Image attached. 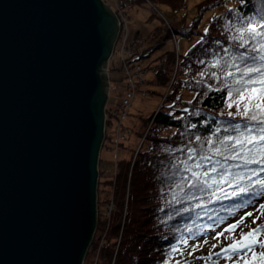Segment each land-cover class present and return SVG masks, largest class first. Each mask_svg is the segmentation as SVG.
<instances>
[{"label":"water","instance_id":"1","mask_svg":"<svg viewBox=\"0 0 264 264\" xmlns=\"http://www.w3.org/2000/svg\"><path fill=\"white\" fill-rule=\"evenodd\" d=\"M120 31L102 0H0V264H83Z\"/></svg>","mask_w":264,"mask_h":264},{"label":"trees","instance_id":"2","mask_svg":"<svg viewBox=\"0 0 264 264\" xmlns=\"http://www.w3.org/2000/svg\"><path fill=\"white\" fill-rule=\"evenodd\" d=\"M143 1L152 5L164 4L172 9L175 17L168 23L175 34L189 37L195 33L191 28L194 25L185 26L189 0H139L137 3ZM231 1L235 4L214 18L201 34L202 38L180 54L175 77V51H168L149 64V69L156 75L157 85L169 88L173 82L161 109L146 120L147 123L153 120V123L130 175L129 161H119L114 187L115 209L108 219H98L97 229L106 235L105 243L99 249L97 264H234L236 258L226 260L221 250L240 236L218 237L217 243L204 248L207 235L215 233L234 216L248 219L243 234L264 225V210H260L264 194L256 195L247 207H233L236 198L231 194L239 190L237 184H255V177L247 175L248 169H232L242 175L235 178L230 175L231 186L223 184L203 193L190 190L188 183L180 180L181 175H191L182 171L187 149L203 147L207 152L209 147L206 143L201 145L195 137L212 136L216 122L228 121V113L236 111L235 107H227L232 98L227 96L219 68L211 65L221 56L228 58L224 48H231L236 53L244 51L233 38L238 35L237 29L247 26L249 21L256 24L258 31L264 32L259 28V23L264 22V0H203L199 8L209 10ZM168 38L166 26L157 28L147 40L155 45L143 51L139 50L141 45L137 46L130 64L149 59L152 53L165 46L164 39ZM212 72L217 76H211ZM236 75L239 77V73ZM185 92H192L195 97L185 99ZM237 122L244 123L239 117L231 120V123ZM187 162L192 163L191 160ZM260 175L264 177V172ZM190 191L195 193L191 198L186 195ZM255 238L259 245L264 243V231L257 233ZM259 245L254 249L255 264H260L259 253L264 251ZM95 246L97 244L92 242L91 251L97 249ZM206 248H209V254ZM252 257L253 253L249 252L246 257L249 264Z\"/></svg>","mask_w":264,"mask_h":264},{"label":"rangeland","instance_id":"3","mask_svg":"<svg viewBox=\"0 0 264 264\" xmlns=\"http://www.w3.org/2000/svg\"><path fill=\"white\" fill-rule=\"evenodd\" d=\"M114 10L117 9V4L112 3L111 0H106ZM129 8L123 13L126 17L124 26V38L118 42L115 47L114 53L109 62V79L110 81V92L107 108L113 115L108 114V123L105 127V139L103 147L100 153V159L98 163V185H97V227L98 219L104 221L110 217L113 213L114 206V187L115 178L119 173L120 163L119 161L124 159L129 161V175L136 163L138 154L143 146V142L147 137L146 129L147 126L152 123H147V119L150 118L155 112L158 111L165 94L168 92V88L156 84V75L152 70H148L149 64L161 57L168 51H175V70L180 62V54L188 51L199 39L202 38L201 34L205 33L208 29L210 22L222 14L227 8L233 6L235 1L221 4L216 7H212L209 10H200V3L203 0H189L188 10L186 12V24L185 26L191 27L195 33H192L189 37H183L181 34L176 33L177 41H174L173 34L169 26V21L175 17V13L172 9L164 4L152 5L146 1L138 4L139 0H125ZM118 16L120 15L117 11ZM166 26L168 29V39H164L165 46L160 48L151 54L149 59L135 62V65H141L143 69L148 71L147 75L143 76V82L137 81L134 83L132 88L136 89L138 93L135 96L134 102L130 108V112L124 114L123 105H120L127 95V83L128 79H125L127 68L124 64H129L128 60L126 63L124 59L127 58V53L123 56V46L129 48L136 43L140 51L148 47H153L155 43H148L147 40L151 35L154 34L155 30L161 26ZM184 26V25H183ZM128 67V66H127ZM132 70L131 73H134ZM134 79H137L134 75ZM140 83V84H139ZM165 97V100L167 98ZM195 94L192 92H185L184 98L192 100ZM120 107L123 108L119 111L120 120H117L115 113ZM146 136V137H145ZM144 137V139H143ZM117 149H119L117 151ZM117 152V154L115 153ZM241 217L234 216L229 223H225L223 226L227 227L235 222L239 221ZM243 219V223L232 233L242 236L243 232L247 229V218ZM223 230V229H222ZM221 229L215 233L208 234V241L204 242L202 247L216 242V237L223 235H231L224 233ZM105 232H101L96 229L92 242L97 244V249L87 252L83 264H97L99 249L105 243ZM217 243V242H216ZM207 254H209V248H206Z\"/></svg>","mask_w":264,"mask_h":264},{"label":"snow or ice","instance_id":"4","mask_svg":"<svg viewBox=\"0 0 264 264\" xmlns=\"http://www.w3.org/2000/svg\"><path fill=\"white\" fill-rule=\"evenodd\" d=\"M259 28L264 29V22L259 23ZM237 32L238 35L233 39L244 51L236 53L231 48H224V53L228 58L225 59L224 56H221L211 65L213 68H219L222 74L220 78L225 82L227 96L232 98L231 102L227 103V107L229 109L235 107L236 111L228 113V121L216 122L217 127L212 136L202 138L197 135L195 137V140L201 145L206 143L209 147L207 152L203 147L187 149L188 155L183 161L182 171L190 172L191 175L180 176L182 182L188 183L190 190L203 193L219 188L223 184L231 186L228 177L231 175L235 178L242 175V173L233 172L232 169H248L247 175L250 178L255 177V184L248 186L237 184L239 190L233 191L231 194L236 198V203L233 206L235 209L247 207L256 195L264 194V177L260 175L261 172H264V32L258 31L253 21H249L247 26L237 29ZM230 69L236 71L233 72ZM236 73H239V77ZM211 76L216 77L217 73L212 72ZM229 78H231L230 82ZM237 117L244 123H231V120ZM180 151L183 152V149ZM188 160H191L192 163L189 164ZM229 161L232 163L229 164ZM252 165L255 167H250ZM196 169L203 171L198 172ZM177 171L181 170L178 168ZM194 194L191 191L186 193L189 198ZM213 194L215 193L213 192ZM260 210H264V204L260 205ZM184 211H188V209H184ZM242 223L243 218L235 224L229 225L225 231L232 232ZM261 231H264V225L241 236L239 241L222 249L224 258L232 260L235 257L234 264H241V262L249 264L246 257L251 252L253 253L251 264H255V237ZM259 247L264 249V243H261ZM217 255L220 254L217 253ZM259 261L260 264H264V251H260Z\"/></svg>","mask_w":264,"mask_h":264},{"label":"built area","instance_id":"5","mask_svg":"<svg viewBox=\"0 0 264 264\" xmlns=\"http://www.w3.org/2000/svg\"><path fill=\"white\" fill-rule=\"evenodd\" d=\"M127 7V4L125 3V2H120L119 4H118V11L120 12V13H122V11L125 9ZM138 69H140V68H138ZM127 78H129V84H128V94H127V97H126V99L124 100V102H123V108H125L124 109V114H123V117L125 116V113H127V110H128V108H129V106H130V103H131V101H132V99H133V96H134V94H135V89L134 88H132L131 86H133V84L135 83V80L132 78V76H131V73H130V71H128L127 72ZM123 108L121 107V109L123 110ZM117 116V118H119V120H120V117H119V114H117L116 115Z\"/></svg>","mask_w":264,"mask_h":264},{"label":"bare ground","instance_id":"6","mask_svg":"<svg viewBox=\"0 0 264 264\" xmlns=\"http://www.w3.org/2000/svg\"><path fill=\"white\" fill-rule=\"evenodd\" d=\"M121 27V26H120ZM107 111V110H106ZM150 128H151V126H147V131H149L150 130Z\"/></svg>","mask_w":264,"mask_h":264}]
</instances>
